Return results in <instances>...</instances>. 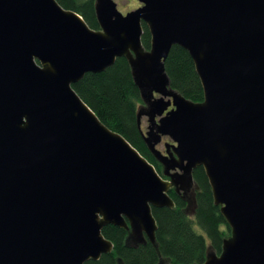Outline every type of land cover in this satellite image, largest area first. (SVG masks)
<instances>
[{
	"label": "water",
	"instance_id": "1",
	"mask_svg": "<svg viewBox=\"0 0 264 264\" xmlns=\"http://www.w3.org/2000/svg\"><path fill=\"white\" fill-rule=\"evenodd\" d=\"M137 1L122 13L94 0L93 29L57 0H0V264L98 259L113 248L107 224L156 247L152 207L174 206L169 188L194 194L196 166L231 231L201 264H264V0ZM173 45L193 61L200 102L170 86ZM121 56L161 174L72 87Z\"/></svg>",
	"mask_w": 264,
	"mask_h": 264
},
{
	"label": "trees",
	"instance_id": "2",
	"mask_svg": "<svg viewBox=\"0 0 264 264\" xmlns=\"http://www.w3.org/2000/svg\"><path fill=\"white\" fill-rule=\"evenodd\" d=\"M57 1L64 8L79 13L89 27L100 28L94 0ZM142 27L141 42L145 49H149L150 33L144 22ZM164 68L172 88L193 102L203 100L200 80L184 48L173 45L164 60ZM72 87L103 124L120 133L161 174V164L148 150L137 127L136 113L142 101L126 57H117L110 67L101 72L85 73ZM192 174L196 184L193 218L186 212L188 201L169 188L168 194L174 206L152 207L157 225L156 247L148 240L131 244L126 241V229L107 224L101 232L112 242V250L83 264H118V261L121 264H156L160 257L170 264H201L209 248L219 254L223 240L231 234L230 227L220 212V206L214 204L203 167L196 166ZM194 224L200 227L202 233L194 229Z\"/></svg>",
	"mask_w": 264,
	"mask_h": 264
},
{
	"label": "rangeland",
	"instance_id": "3",
	"mask_svg": "<svg viewBox=\"0 0 264 264\" xmlns=\"http://www.w3.org/2000/svg\"><path fill=\"white\" fill-rule=\"evenodd\" d=\"M116 2V6L118 8L119 11H121L122 13H126L132 9H135L136 7H138L140 5V3L137 0H114ZM140 124H141V128L142 130L146 129L147 126V118L146 116H142L140 118ZM165 138V137H164ZM162 139V141L160 142V144L157 145L158 149H164V141H168L167 138ZM161 169H162V165H161ZM168 180V179H166ZM187 194V193H186ZM189 194V195H188ZM188 205L186 208V212L190 215L191 218H193V208H194V194L193 193H188ZM191 194V195H190ZM194 229L199 232L202 233V230L200 229V227L196 224H194ZM133 240V239H130ZM207 244L209 246V242L207 241ZM208 251H211V248L208 249ZM162 262H165V259L162 258L161 259Z\"/></svg>",
	"mask_w": 264,
	"mask_h": 264
},
{
	"label": "flooded vegetation",
	"instance_id": "4",
	"mask_svg": "<svg viewBox=\"0 0 264 264\" xmlns=\"http://www.w3.org/2000/svg\"><path fill=\"white\" fill-rule=\"evenodd\" d=\"M172 108V106H170V107H168V109L167 110H169V109H171ZM142 129V128H141ZM143 132H144V130H143ZM164 137H162V139H163ZM165 139V138H164ZM162 141V140H161ZM164 143H166V141H164ZM158 144H160V143H158ZM157 144V145H158ZM161 150V149H160ZM164 154L166 153V148H165V146H164V149H162L161 150ZM177 194H179V195H181L184 199H186L187 201H188V195L187 194H185V193H183V192H180V193H177ZM131 244H134L135 243V241L134 240H130L129 241Z\"/></svg>",
	"mask_w": 264,
	"mask_h": 264
}]
</instances>
